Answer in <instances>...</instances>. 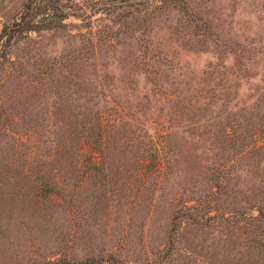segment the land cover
<instances>
[{"label": "rangeland", "instance_id": "obj_1", "mask_svg": "<svg viewBox=\"0 0 264 264\" xmlns=\"http://www.w3.org/2000/svg\"><path fill=\"white\" fill-rule=\"evenodd\" d=\"M3 27L0 264H264V0H0Z\"/></svg>", "mask_w": 264, "mask_h": 264}, {"label": "trees", "instance_id": "obj_2", "mask_svg": "<svg viewBox=\"0 0 264 264\" xmlns=\"http://www.w3.org/2000/svg\"><path fill=\"white\" fill-rule=\"evenodd\" d=\"M31 9V6H26V10H29ZM21 24L24 26V28H27L28 26V22L25 20L24 17H21ZM12 37V31L11 29H7L6 27H3L1 30H0V41H2V43L0 44V53L2 54L3 52V47L5 48L8 41L11 39ZM5 53V52H4ZM2 56V55H1Z\"/></svg>", "mask_w": 264, "mask_h": 264}]
</instances>
